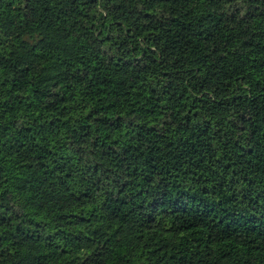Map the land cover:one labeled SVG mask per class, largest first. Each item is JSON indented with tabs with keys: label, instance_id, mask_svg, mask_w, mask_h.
<instances>
[{
	"label": "trees",
	"instance_id": "obj_1",
	"mask_svg": "<svg viewBox=\"0 0 264 264\" xmlns=\"http://www.w3.org/2000/svg\"><path fill=\"white\" fill-rule=\"evenodd\" d=\"M0 264H264V0H0Z\"/></svg>",
	"mask_w": 264,
	"mask_h": 264
}]
</instances>
